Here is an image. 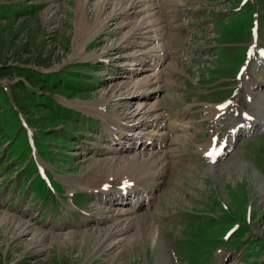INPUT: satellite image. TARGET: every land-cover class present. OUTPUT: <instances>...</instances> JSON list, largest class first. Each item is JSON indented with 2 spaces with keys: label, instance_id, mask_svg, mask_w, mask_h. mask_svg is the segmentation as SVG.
<instances>
[{
  "label": "rangeland",
  "instance_id": "1",
  "mask_svg": "<svg viewBox=\"0 0 264 264\" xmlns=\"http://www.w3.org/2000/svg\"><path fill=\"white\" fill-rule=\"evenodd\" d=\"M102 2L0 0V264H264V60L250 64L237 110L221 121L220 132H206L200 110L223 104L229 91L206 93L227 86L222 79L244 66L253 26L264 46V0L154 1L157 17L167 26L162 42L170 59L160 68L163 90L142 93L149 94L145 108L160 101L166 125L182 131L170 135L174 140L162 148L175 156L168 177L157 182L162 185L151 200L144 204L141 198L139 205L131 194L127 200L102 191L138 177L111 178L118 168L108 164L107 158L115 157L107 151L124 150L126 157L149 133L123 124L126 134L113 136L103 118L129 122L141 100L118 104L116 97L134 90L133 81L151 74L158 61L140 64V57H132L139 47L120 46L137 27L136 19L109 23L111 8L98 13ZM236 6L240 9L229 15ZM122 21L130 24L124 28ZM80 43L86 50L78 53ZM206 47L212 51L204 53ZM57 105L79 112L81 123L64 122ZM243 111L263 127L237 131L232 151L208 165L203 145L218 132L226 135ZM131 129L137 131L133 136ZM26 149L59 193L50 197L44 187L35 191L40 182L32 180L33 167L15 164L18 150ZM120 206L139 214L148 210L152 222L135 226L127 236L107 235L111 227L104 212ZM229 230L232 237L226 241ZM134 240L137 245L129 247Z\"/></svg>",
  "mask_w": 264,
  "mask_h": 264
},
{
  "label": "bare ground",
  "instance_id": "2",
  "mask_svg": "<svg viewBox=\"0 0 264 264\" xmlns=\"http://www.w3.org/2000/svg\"><path fill=\"white\" fill-rule=\"evenodd\" d=\"M154 1L155 0H103L102 6L98 11V13H100L102 9L111 8L112 13L109 15V17H107L109 23L114 22V20L116 19L127 20L130 18V16H133V18L136 19L135 24L137 25V27H134V29L130 30L125 35V42L120 46L123 48L139 47L140 50L135 51L132 57L135 58L136 56L135 59H137V57H140V64H142V61L148 60L152 61L153 65H155L154 61H158V65L156 64V68L151 74H146L143 78H139L136 81H133L134 90H132L131 88V90H127L126 92L129 93L128 95H120L116 97L117 102L119 101L118 104L129 103L130 101H134L133 99L136 98H139L141 100V102L138 104L137 110L134 112V115L131 119H129V122L120 121L117 116L111 115V118L107 117L106 120L101 115H99L103 118L106 132L113 136H116L117 134H126L124 128H121L123 127V124L130 126L132 125L133 127H137L139 129L140 127H144L147 129V133H149L150 138L146 141H135V143L137 144L136 149L132 154L126 157H123L124 150L122 152H119L114 148V150L110 148L109 151H107V154L109 156L115 157L107 158L108 164L113 167L112 170L114 169V166L118 168L116 171L109 174L110 177L112 176L111 178H114L113 176L122 177L124 175L138 177L133 179L132 181L123 180L119 184V188L113 186H110V188H108L105 186V189H103L102 191L104 193H116L119 196H123V193L127 192V195L131 194L133 197H137V201L135 202L137 205L140 204L139 201L141 198H147V200H151V198H153L155 191H157L162 185V183H159L157 185V182H163L164 178L168 177L170 166L174 164L173 158L175 157L171 156L169 151L162 149L165 147L169 140H174L173 138L170 139V134L171 132L172 134L175 133V130L173 129V127L175 126L166 125L167 118L163 116L162 103L160 101L152 103L150 109L145 108V103L149 94H142L149 91L153 93L161 92L163 90V70L161 69V71L160 68L162 67V64L166 62V56L168 54L165 51L166 43L162 42V40H165L166 37L164 32H166L165 27L167 26H164L161 19L157 17L158 10H155L157 5L154 4ZM125 2H129L130 4L128 9L126 8L127 10L125 8L122 9V5ZM137 19H141V21ZM129 24L130 22L124 24L122 21V25L124 26V28ZM141 25H143V27H141ZM137 37L141 42L136 41ZM83 44L85 43L83 42ZM75 48L78 53L82 50H86L85 46L82 47V43L78 44ZM137 54H139V56H137ZM96 57H100V54H98ZM168 59H170V57ZM142 70L149 72V70L151 69L147 68ZM136 72L139 73L140 70ZM137 89H141L142 91L137 93L135 91ZM164 128H167L168 130H164ZM153 139L155 140V142L157 140V143L152 142ZM206 146V150L201 151L202 154L207 153L212 144L207 143ZM104 162L106 163V161ZM74 181L77 182L76 184L78 186L81 185L80 180L75 178ZM99 186H101V184ZM99 189H101V187H99L98 190ZM94 190L92 191L95 192ZM98 190L97 192H102L101 190ZM148 205H150L151 207L152 203H148ZM119 208L120 209H116L115 212H110L108 211V209L104 212V214H106L103 218L107 221V223H110L109 225L111 227L109 231H107V235L127 236L131 234V230L134 229L135 226H142L144 228L150 225V223L152 222L151 218L148 215V210L145 211V213L139 214L140 212L138 213L133 209L129 210L121 206ZM145 224H147V226H145ZM89 235L94 236V233L91 232ZM97 238L98 237H96V239ZM136 243H138V241L134 240L129 247H134L135 245H137Z\"/></svg>",
  "mask_w": 264,
  "mask_h": 264
},
{
  "label": "trees",
  "instance_id": "3",
  "mask_svg": "<svg viewBox=\"0 0 264 264\" xmlns=\"http://www.w3.org/2000/svg\"><path fill=\"white\" fill-rule=\"evenodd\" d=\"M57 106H58V108H60L61 110H63V112L65 113V117L62 118L64 122H72V121H74V124L75 123H78V125H79V122H78L79 119H78L77 114L75 112H73L72 110L63 108V107H61L59 105H57ZM1 134L2 133H1V130H0V139L2 137ZM76 139H77V137H76ZM2 140H3V138H2ZM10 146H11V144H10ZM8 149L10 151L12 150L10 148H8ZM18 153L21 154V155H20V158H16L15 164H17L19 166V165H21L23 163H27V164L29 163L33 167V173L32 174L29 173L28 169H24L23 170V173L26 172L28 176L30 174L31 176H33V180H35V181L38 179L40 181V184H37L36 189H39L41 187V185H44V184H43V181L40 178L39 174L37 173V168H36V165L34 163V160L32 159V157H30V150L29 149H26V150H18Z\"/></svg>",
  "mask_w": 264,
  "mask_h": 264
}]
</instances>
